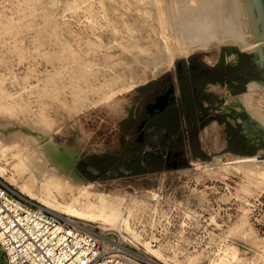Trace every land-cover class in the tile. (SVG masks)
Returning <instances> with one entry per match:
<instances>
[{"label": "rangeland", "instance_id": "rangeland-1", "mask_svg": "<svg viewBox=\"0 0 264 264\" xmlns=\"http://www.w3.org/2000/svg\"><path fill=\"white\" fill-rule=\"evenodd\" d=\"M168 2L65 0L62 9L55 14L56 0H0V92L3 93L0 94V104H10L14 114V119L0 114V166L6 169L5 178L1 179L3 182L17 192H22L19 183L28 179L16 166V159L10 149L2 148L9 142L11 134L18 131L31 135L41 143L49 139L45 134H50L54 142L67 143L79 151L80 158L75 163V171L86 186L90 185L92 202L98 192L122 201L131 189L152 187V182L145 177L147 174L173 166L170 164L153 169L148 156L140 155L134 171L129 175H111L133 158L135 150L130 146L133 140L132 126L138 125L141 119L140 107L149 100L148 92H151L147 88L149 91L140 98V94L146 90L142 85H149L168 70L174 72L178 63L190 59L204 61L208 66L218 62L224 72H230L236 67V58L249 65L253 51H241L235 46L212 43L205 52L196 51L175 57L171 66L164 65L153 76L150 67L138 65L137 59L131 57L129 51L136 49L152 52L156 49L159 36L157 24L159 22L164 25ZM233 55L236 57L234 60L230 59ZM250 69L248 83L239 87L238 95L247 92L249 83H257L254 68L250 66ZM211 90L219 95L224 93V89L218 86ZM230 98L227 96L224 102L231 115L242 123L239 139L243 143L247 113L241 108L232 111L233 105L226 102ZM249 103L264 117L263 86L258 85V89L253 91ZM224 119L225 115H222L219 122ZM42 122L48 125V133L27 127L43 125ZM128 138L127 145L125 141ZM22 139V136L14 137L15 141L22 142ZM209 151L211 155L203 159H189L184 164H175L181 168L189 167L190 163L211 165L209 168L204 167V173L188 172L181 179H191L199 185L195 191L201 190L200 199L205 200V216L202 218L205 221L200 219L194 222L190 236L182 239L175 236L168 240V245L174 246L176 241V244L181 243L186 248L179 251L174 246V251L170 248L163 250L162 261L177 264L171 259L175 253L179 261L195 255L200 257L196 264H210L216 255L222 256L224 251L233 248L239 257L248 259V264H264V194L255 189L251 195L239 192L238 188L245 183V179L233 169L232 163L238 157H255L264 163V144L255 145L251 150H231L234 153L213 145ZM88 158L99 167L104 166L110 170V175H82L77 165L81 159L84 161ZM211 169L218 173L213 174ZM78 187L75 184L71 191L74 197L78 195ZM24 196L64 218L77 219L27 196L26 192ZM55 198L64 205L70 202L71 196L65 191L62 197L55 193ZM197 198L195 193L191 207L198 210ZM243 214L245 229L250 232L246 238L234 230ZM212 218L216 220L214 223L217 226L212 225ZM92 223L106 224L101 221ZM214 264L223 263L217 260Z\"/></svg>", "mask_w": 264, "mask_h": 264}, {"label": "bare ground", "instance_id": "bare-ground-1", "mask_svg": "<svg viewBox=\"0 0 264 264\" xmlns=\"http://www.w3.org/2000/svg\"><path fill=\"white\" fill-rule=\"evenodd\" d=\"M64 1L56 0L57 12L55 14L62 9ZM56 20L57 18L54 22ZM157 28L159 36H157V47L154 51H136V49L129 51L131 57L137 59L138 65L144 64V66L150 67L151 70H149L153 76L164 65L171 66L175 57L186 56L196 51L205 52L212 43L235 46L241 51H253L251 37L245 29L240 0H169L165 8L164 25L158 22ZM234 58L233 55L230 59L233 60ZM256 89H258V85L249 83L246 93L231 96L226 102L235 106L236 110L244 109L264 130V117L260 116L249 103L250 95ZM0 94L3 95L2 92ZM0 114H5L7 118L14 119L13 108L10 104L7 106L0 104ZM42 124L35 127L27 125V127L31 130L48 133V125L43 122ZM45 135L49 139L41 143L31 135H24L20 131L14 132L11 136L9 134V142L6 146H2V148L10 149L11 155L16 159V166L28 177L26 181L19 183L22 186V192L18 191V193L24 196L26 192L27 196L55 207L69 217L82 219L89 223L101 221L106 223L103 225H114L121 214L122 201L115 196H109L102 192L96 193L95 197L92 198L93 202L90 201L93 195L89 191L90 185L86 186L83 183L74 168L75 163L80 158V152L67 143L54 142L50 134ZM16 136H22L23 141H15L14 137ZM18 147H22V149L19 150ZM232 163L234 164L233 169L245 179V183L238 188L239 192L251 195L254 191H258L264 194V163L262 161H258L255 157H238ZM202 165L197 168L201 173H204V167L209 168L211 166H208L207 163ZM212 173L214 174L215 171ZM5 175L6 169L0 166V180L5 178ZM11 178L14 179V175L11 174ZM75 184L79 186L77 197H74L71 192ZM253 189L255 190L253 191ZM65 191L70 194L71 198L69 203L62 205L56 200L55 193L62 197ZM243 212L245 213V211ZM123 221L126 222L125 219ZM245 224V215L243 214L234 227V230L240 232L242 238L250 235L249 229H245ZM234 230L232 229V231ZM146 246L148 245L146 244ZM161 252L162 248L154 251L149 250V254L158 261H162ZM171 259L176 263L178 262L177 264H196L200 261V257L195 255L179 261L175 253ZM217 260L223 264L249 263L247 258L239 257L237 250L233 248L224 251L222 256L216 255V258H213L209 263L214 264Z\"/></svg>", "mask_w": 264, "mask_h": 264}, {"label": "built area", "instance_id": "built-area-1", "mask_svg": "<svg viewBox=\"0 0 264 264\" xmlns=\"http://www.w3.org/2000/svg\"><path fill=\"white\" fill-rule=\"evenodd\" d=\"M188 166L147 174L152 187L129 190L114 225L64 218L0 180L2 264H166L149 250L174 251L176 246L184 251L186 245L175 240L174 246L168 245V240L190 236L192 224L205 216V200L200 189L195 191L199 185L181 180L188 172H199L201 164ZM195 193L198 210L191 207Z\"/></svg>", "mask_w": 264, "mask_h": 264}, {"label": "flooded vegetation", "instance_id": "flooded-vegetation-1", "mask_svg": "<svg viewBox=\"0 0 264 264\" xmlns=\"http://www.w3.org/2000/svg\"><path fill=\"white\" fill-rule=\"evenodd\" d=\"M253 59L248 65L243 63L240 59L236 58V67L230 72H224L223 68L219 66L218 62L213 65H206L204 61L196 62L195 60H188L185 63H178L176 65L177 71V86L181 94L183 91L187 90L190 86V91L194 96L193 105L194 108H188L187 119L192 121L197 117L198 123L200 126H205L208 122H219V118L225 115L226 132L229 135V142L226 149H240V150H251L255 145L264 144V130L261 129L257 122L251 120V117L247 115L248 122L244 124V130L246 131V143H241L239 139V123L238 118L231 115V112L228 111V105L225 104L224 99L227 96H237L239 93V87L246 86L248 83V76L250 74V66L255 69L254 75L256 76V84L264 87V64H262L256 53L252 52ZM234 58V59H235ZM233 59V60H234ZM218 86L221 89H224L225 92L222 94L215 93L211 88ZM169 91V96L167 98L168 105L167 107L159 113L157 109L153 110V117L150 121L145 122V119L148 118V108L150 104L154 103L157 98L162 96L165 92ZM175 86L168 83L167 85L162 86L159 90L155 91L151 98L140 107L139 112L141 113L140 121L138 125L132 126V135L133 140L130 143V146L135 150L133 153V158L128 161L127 165H122L126 171L133 172L135 164L137 163L140 155H149L153 154L152 152L143 153L144 146L146 142L153 136L158 134V138L155 140L153 147L158 149L163 153L161 157H168L171 154V151L165 147V141L169 137V132L163 126L165 123V118L168 117L167 112L171 113V110L178 108V103L184 105H190V100L185 98V95L180 98V101L177 102L175 98ZM223 105V106H222ZM232 111H236L235 106H232ZM195 116V117H194ZM175 114H171L169 118H174ZM179 117L176 114V119ZM151 130L148 132V130ZM165 131V134L163 131ZM194 131H190V134H193ZM141 137V140L138 139ZM125 144H129V138L126 139ZM139 150V152H138ZM139 154L138 157H135V154ZM159 155V154H156ZM144 156V157H145ZM160 156V155H159ZM80 168L82 175L90 174L92 176H100L101 174L108 175L110 170H106L103 167H99L90 158L86 160H80L77 165ZM87 167L95 168L94 170H86ZM121 167V166H120ZM118 169V168H117ZM116 169V170H117Z\"/></svg>", "mask_w": 264, "mask_h": 264}, {"label": "crops", "instance_id": "crops-1", "mask_svg": "<svg viewBox=\"0 0 264 264\" xmlns=\"http://www.w3.org/2000/svg\"><path fill=\"white\" fill-rule=\"evenodd\" d=\"M168 83L175 86V98L177 102H179L180 98L185 95V98L190 100L191 106L189 107V105L178 103L177 109L171 110V113L167 112L168 117L165 118L163 126L169 132V137L165 141V147L167 146V148L171 151V154L168 157V160L167 157L149 154L147 159L151 164V167H153V169L163 168L170 164H184L189 159H203L205 156L211 155L209 148L213 145H219L222 149H226L229 142V135L225 129L227 125L226 121H221V124H218L217 122H208L205 126H200L197 117L194 116L195 118L192 121L187 119L189 111L188 108H194L193 102H191L194 101V96L189 89L190 86L187 90L183 91V94L179 91L177 86L176 68L174 72L168 70L167 72L157 76L149 85L143 84L142 87L146 90L140 94V98L149 91L147 88H150L151 92H148V94L150 93V99L155 91L159 90V88L167 85ZM223 91L225 92V90ZM171 114H175V117L177 114L179 117L177 119L175 117L173 119L169 118ZM238 123L239 125H242L240 120H238ZM190 131H194V133L190 134ZM243 133L246 135V131H243ZM244 137L245 139L242 140L243 144L247 142L246 136ZM229 150L231 151V149ZM231 152L234 153L233 151ZM227 156L233 158L237 157L232 155Z\"/></svg>", "mask_w": 264, "mask_h": 264}, {"label": "water", "instance_id": "water-1", "mask_svg": "<svg viewBox=\"0 0 264 264\" xmlns=\"http://www.w3.org/2000/svg\"><path fill=\"white\" fill-rule=\"evenodd\" d=\"M243 21L245 25V29L252 40L253 52L256 53L259 61L264 64V0H240ZM254 69V73H255ZM256 77V76H255ZM257 79V78H256ZM169 91L165 92L162 96L157 98L154 103L147 106L149 116L145 119V122H148L153 117V110L157 109L159 113H161L168 105L167 98L169 96ZM252 120V118H251ZM256 122V121H255ZM240 128V126H239ZM151 130L149 129L148 132ZM163 131V130H161ZM165 134V131H163ZM158 134L153 135L145 144L143 153L152 152L153 154H159L163 156V153L154 149L153 144L155 140L158 138ZM141 140V137L138 141ZM139 154H135V157H138ZM75 168V167H74ZM86 170H94L95 168L87 167ZM131 172L126 171L123 166L119 167L115 172L111 173L112 176L129 175ZM110 174H108L109 176Z\"/></svg>", "mask_w": 264, "mask_h": 264}]
</instances>
